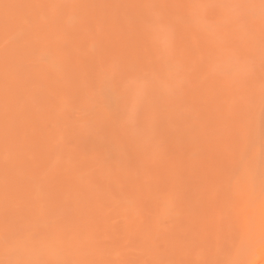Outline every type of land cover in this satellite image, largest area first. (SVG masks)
<instances>
[{"label":"rangeland","instance_id":"374dc122","mask_svg":"<svg viewBox=\"0 0 264 264\" xmlns=\"http://www.w3.org/2000/svg\"><path fill=\"white\" fill-rule=\"evenodd\" d=\"M0 264H264V0H0Z\"/></svg>","mask_w":264,"mask_h":264},{"label":"bare ground","instance_id":"6f19581e","mask_svg":"<svg viewBox=\"0 0 264 264\" xmlns=\"http://www.w3.org/2000/svg\"><path fill=\"white\" fill-rule=\"evenodd\" d=\"M237 139H238V138H237ZM237 139H236V141H235L234 144H233V147H232V148H233V149H232V150H233V151H232V154L234 155L233 158H234L235 161H237V160L240 161L241 159H242V160L245 159L244 156L246 155V154H245V150H246L245 147H246V146H245L244 142H242V141L239 140V139L237 140ZM237 142H239V143H237ZM255 154H256V153H255ZM245 157H246V156H245ZM242 160H241V161H242ZM241 161H240V162H241ZM240 162H239V163H240ZM237 165H239V164H237ZM239 166H240V165H239ZM243 166H244L245 168H243L242 165H241V167H242L243 169H246V168H247L246 163H245ZM241 167H240V168H241Z\"/></svg>","mask_w":264,"mask_h":264}]
</instances>
